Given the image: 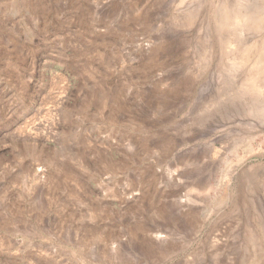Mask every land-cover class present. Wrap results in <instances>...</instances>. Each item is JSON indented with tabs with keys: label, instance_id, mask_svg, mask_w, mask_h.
I'll return each mask as SVG.
<instances>
[{
	"label": "rangeland",
	"instance_id": "374dc122",
	"mask_svg": "<svg viewBox=\"0 0 264 264\" xmlns=\"http://www.w3.org/2000/svg\"><path fill=\"white\" fill-rule=\"evenodd\" d=\"M257 69L264 0H0V264H264Z\"/></svg>",
	"mask_w": 264,
	"mask_h": 264
},
{
	"label": "bare ground",
	"instance_id": "6f19581e",
	"mask_svg": "<svg viewBox=\"0 0 264 264\" xmlns=\"http://www.w3.org/2000/svg\"><path fill=\"white\" fill-rule=\"evenodd\" d=\"M231 14V13H230ZM229 16V15H228ZM231 16V15H230ZM231 17H233V20H234V22L235 23H240L241 24V22L242 21H247L246 19H247V17H244V16H242V15H240V14H234L233 16H231ZM244 23V22H243ZM257 26V25H256ZM255 74L256 75H261V74H263V77H264V70H259V69H257L256 70V72H255ZM257 77V76H256ZM262 77V78H263ZM253 78H251V80H250V84L248 85V88L251 90V91H255V90H258V88H259V84H257L256 83V81H258V80H254ZM248 81V80H247Z\"/></svg>",
	"mask_w": 264,
	"mask_h": 264
}]
</instances>
